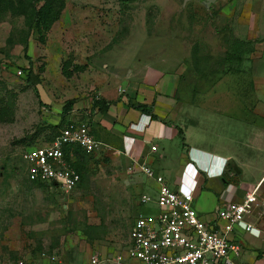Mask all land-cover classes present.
<instances>
[{"label": "rangeland", "instance_id": "1", "mask_svg": "<svg viewBox=\"0 0 264 264\" xmlns=\"http://www.w3.org/2000/svg\"><path fill=\"white\" fill-rule=\"evenodd\" d=\"M62 1L49 26L33 19L32 0H0V241L23 242L49 260L64 248L117 246L138 210L144 217L156 211L151 203L138 209L140 194L127 200L100 152L77 164L81 182L62 197L27 179L22 154L58 136L50 106L64 101L61 80H80L87 56L106 52L120 66L136 60L151 72L182 71L186 89L203 98L227 94L218 99L224 106H264V0ZM238 42H252L254 51L238 46L241 63L222 65ZM29 69L33 86L25 81Z\"/></svg>", "mask_w": 264, "mask_h": 264}, {"label": "crops", "instance_id": "2", "mask_svg": "<svg viewBox=\"0 0 264 264\" xmlns=\"http://www.w3.org/2000/svg\"><path fill=\"white\" fill-rule=\"evenodd\" d=\"M28 45L32 48V43ZM127 50L124 54H128ZM92 57L80 62L86 66L80 80L60 81L66 88L65 97L50 106L55 114L53 123L60 125L64 120L63 125L69 121L89 125L94 139L103 145L98 152L109 159L127 200L140 194L136 202L139 209L141 196H150L149 204L156 216L155 199L160 186L175 189L183 177V187L189 190L198 169L200 177L192 205L201 218H213L218 209L239 202L247 192L255 193L258 205L264 204V106H224L218 99H230L227 94L203 98L186 89L182 71L151 72L136 60L120 66L115 58L105 59L106 52ZM259 63L264 68V58ZM103 103L107 104L104 112ZM135 104L150 108L154 117L136 110ZM151 147L156 149L152 151ZM64 152L65 162L82 179L77 164L92 154L74 145L67 146ZM222 164L224 171L218 176L216 172ZM140 166L150 169L152 176L145 175ZM206 169H211L213 175H207ZM136 218L117 246L104 243L105 246L85 244L79 250L64 248L60 254L54 253L58 259L53 255L49 260L35 250L24 249L23 242L0 241L4 259L0 264L21 260L29 264H91L92 258L98 260L97 264H116L113 258L127 247ZM245 221L252 224L253 230L234 236L242 247L239 260L242 264H264V213L254 207ZM12 257L16 258L13 262Z\"/></svg>", "mask_w": 264, "mask_h": 264}, {"label": "built area", "instance_id": "3", "mask_svg": "<svg viewBox=\"0 0 264 264\" xmlns=\"http://www.w3.org/2000/svg\"><path fill=\"white\" fill-rule=\"evenodd\" d=\"M59 131L49 144L26 150L22 160L29 182L55 184V188L67 193L77 187L80 174L65 162L64 149L74 145L93 154L103 145L94 139L86 122L69 121ZM155 149L151 147L152 151ZM140 169L152 176L150 169L143 166ZM196 171L189 190L183 187V177L175 189L160 186L155 199L157 215H138L130 229L127 247L113 258L116 264H242L239 260L242 247L234 236L252 232L253 226L245 218L257 206L264 213V204L258 205L255 193L247 192L239 202L218 209L213 218H201L192 205L200 177ZM150 201L146 195L140 198L141 204ZM97 262L96 258L91 259V264ZM16 264L29 263L21 260Z\"/></svg>", "mask_w": 264, "mask_h": 264}, {"label": "trees", "instance_id": "4", "mask_svg": "<svg viewBox=\"0 0 264 264\" xmlns=\"http://www.w3.org/2000/svg\"><path fill=\"white\" fill-rule=\"evenodd\" d=\"M45 4L43 6H40L39 8H37L35 6V4L41 2V0H32V4L30 5L33 11V19H35L38 23V20H43L45 23H48L49 26L52 25L53 22H56L57 19H59L58 17H60L62 11L64 10V3L63 1L61 2V0H44ZM55 3L56 4V9H53L52 4ZM56 11L55 13L53 12ZM29 13V12H28ZM44 13V14H43ZM43 17L45 19H43ZM28 18V16H27ZM36 23V22H35ZM37 25V24H36ZM239 45L234 46V50L231 54H226L223 59H222V65H231V64H240L242 61V57H241V51H239L238 54H236L234 51H237V49L239 48L238 46H245L249 52H253L254 48H253V44L252 42H238ZM24 52H26L27 50V46H25L23 48ZM243 53V52H242ZM65 66V64H64ZM70 74V73H68ZM62 75H65V70L64 67L62 69ZM67 76V75H65ZM31 71L29 70H25V81L28 85L33 86L34 84L32 83L31 80ZM71 105V102H69L68 104L65 105L64 110L66 111V109ZM104 107L101 109L103 112L106 111L107 109V104L103 103ZM133 107L142 112L143 114H150L152 116V118L154 117L151 114V110L150 108L146 107V106H142V105H133ZM66 112H64L65 114ZM63 114V115H64ZM63 123L64 120L60 123V125H57L56 127H60L62 125L63 127ZM62 127L60 128V130L62 129ZM59 134V133H58ZM81 179V177H80ZM37 185H45V184H41V183H34Z\"/></svg>", "mask_w": 264, "mask_h": 264}, {"label": "clouds", "instance_id": "5", "mask_svg": "<svg viewBox=\"0 0 264 264\" xmlns=\"http://www.w3.org/2000/svg\"><path fill=\"white\" fill-rule=\"evenodd\" d=\"M206 171V173H207V175H209V176H212L213 175V173H211L212 172V170L211 169H206L205 170ZM223 171H224V164H222V167H221V169H219V170H217V175L218 176H220V175H222L223 174ZM200 173V172H199Z\"/></svg>", "mask_w": 264, "mask_h": 264}, {"label": "water", "instance_id": "6", "mask_svg": "<svg viewBox=\"0 0 264 264\" xmlns=\"http://www.w3.org/2000/svg\"><path fill=\"white\" fill-rule=\"evenodd\" d=\"M210 2L212 3V2H214V0H210ZM53 186H56L55 184L53 185ZM56 190H57V192L60 194V197H62V195H61V190L59 189V188H56Z\"/></svg>", "mask_w": 264, "mask_h": 264}]
</instances>
